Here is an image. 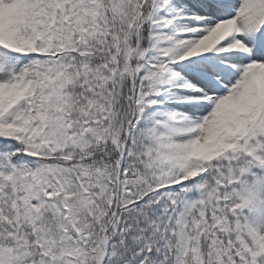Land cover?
I'll return each instance as SVG.
<instances>
[{"label":"snow or ice","instance_id":"obj_1","mask_svg":"<svg viewBox=\"0 0 264 264\" xmlns=\"http://www.w3.org/2000/svg\"><path fill=\"white\" fill-rule=\"evenodd\" d=\"M0 264H264V0H0Z\"/></svg>","mask_w":264,"mask_h":264}]
</instances>
